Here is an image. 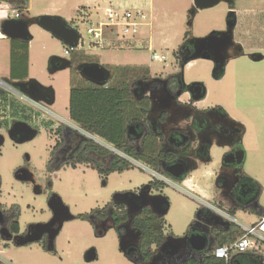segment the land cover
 I'll list each match as a JSON object with an SVG mask.
<instances>
[{"label": "rangeland", "instance_id": "374dc122", "mask_svg": "<svg viewBox=\"0 0 264 264\" xmlns=\"http://www.w3.org/2000/svg\"><path fill=\"white\" fill-rule=\"evenodd\" d=\"M235 1L240 16L247 8L250 10L258 9L260 6L264 8V0ZM54 4L58 5L56 11L62 17L54 16L64 20L73 19L81 36L80 42H83L82 53L89 58L96 59L103 65H146L153 76L182 73L186 86L200 83L205 89V98L195 103L197 108L219 105L228 115L241 123L244 134L240 148L244 159L242 165L237 166V177L240 180L248 177L259 183L261 190L259 206L264 209V60L254 63L247 56L235 58L227 64L224 76L216 80L215 67L211 61L195 59L181 69L173 57V53L183 43L185 33L199 39L213 29L223 28L224 20L229 13L227 4L221 2L212 8L192 14L193 0H96L93 2L96 6L92 7L95 11L89 12L91 8L83 6L80 0H31L30 14L34 17L47 15L46 10L51 11V5ZM106 8L118 11L119 15L124 11L131 12L137 25L127 32L124 31V27H103L101 47L93 49L88 44L90 37L86 30L88 24L97 26L99 23H107V11H103ZM10 9L8 3L0 0V15H11ZM138 11L145 17L139 16ZM263 14L264 10H259L257 17L262 20ZM30 33L32 40L29 50V76L56 86L59 110L63 115H67L68 71H57L51 77L47 72V61L50 57L69 58V55L64 53L66 46L41 28L32 26ZM253 49L246 48L245 52L247 54L256 52V49ZM154 55L160 60L153 59ZM8 65V54L2 50L0 68L7 69ZM3 76V72H0V80H4ZM186 97L183 95L181 101ZM175 126L182 127L180 118L175 120ZM43 152L39 139H36L17 148L7 142L0 155V203L6 209L12 205L17 206L20 211L21 229L27 223L45 221L50 215L47 206L49 191L36 195L35 188L19 183L13 178L14 169L24 162L26 154L29 155V162L41 168L40 157ZM224 152L225 148L214 149L212 163L206 164L204 168L201 164L182 181H172L174 186L167 184L161 192L152 191V196H165L169 199L170 208L166 220L171 226V231L168 232H172L176 239L185 236L196 219L194 216L197 208L220 203L225 212L234 209L221 198L220 189L216 187L212 174L219 167V158ZM139 164L142 163H134L129 171L110 174L105 186L104 179L85 165H79L75 170L66 168L56 173L52 191L61 196L71 218L63 223L61 231L56 235L54 250H45L38 243L14 246L0 240L1 263L133 264L121 252V243L115 227L98 236L89 220L83 221L76 217L80 214H89L94 209H102L116 193H137L143 185L153 179V175L142 169ZM256 213L257 208L246 207L243 210L238 209L231 218L249 225L256 221L258 217ZM220 217L229 222L227 214L225 218ZM107 225L108 223L99 224L97 229L102 233ZM90 249L95 251L96 257L91 262H85V253Z\"/></svg>", "mask_w": 264, "mask_h": 264}, {"label": "flooded vegetation", "instance_id": "af4514ba", "mask_svg": "<svg viewBox=\"0 0 264 264\" xmlns=\"http://www.w3.org/2000/svg\"><path fill=\"white\" fill-rule=\"evenodd\" d=\"M9 5L11 6V4ZM227 7L229 13L224 20V27L213 29L201 37L206 38V41L198 42L195 41L194 37L190 36L183 39V43L173 53V57L176 63L180 64L181 69L189 61L195 60L191 57L195 55L196 51L205 52L208 58L204 60L213 63L215 67L214 73H219L216 78L214 75L216 80H220L224 76L227 64L235 58L247 56L254 63L264 60V18L261 20L257 17L258 10L250 14L247 19L238 17L235 0H233L231 5L227 4ZM195 13L197 11L192 8V14ZM249 19L252 21H249ZM246 48H254L256 52L247 54L245 52ZM256 56H261V58L257 60ZM196 59L203 60V58ZM182 62L186 64L182 65ZM90 63H97L103 66L109 73V78L105 80L103 85L91 83L80 75V66ZM116 65L120 64L103 65L98 61L74 60L70 55L68 59L49 58L47 61V72L50 77L57 71H68L67 115H63L59 110L57 88L53 84H46L39 79L32 78L28 76V72L25 78L13 80L15 82L35 79L39 82L42 87L35 84L27 86V88L29 87V96L21 93L19 88L9 86V81L1 80L5 81V84L0 85V155L7 142L12 147L17 148L39 139V143L44 150L40 157L42 167H36L34 163L29 162V155L26 154L24 162L14 169L13 178L19 183L35 188L36 195H40L46 190L49 191L47 200L53 196L51 205L55 210L52 213L48 209L50 215L45 221L27 223L22 229L19 223V231L14 232L10 228V224L16 216H18L19 220L20 211L15 205L6 209L0 203L1 241L9 242L14 246H24L32 244L26 243L29 239L39 236L38 240L33 243H38L45 250L53 251L54 241L51 245V235L60 225L62 229L63 223L70 216L61 196L57 192L52 191L54 175L66 168L75 170L79 165H85V167L94 170L99 177L104 179L103 185L105 186L110 174L123 173L110 172L114 157L118 158L117 160L123 159L130 163H132L131 161L137 163L138 161L131 158L128 152L132 151L133 153L141 154L143 139L148 134L157 135L159 165L158 169L155 170L148 164H139L142 169L149 171L153 175V179L143 186H149L148 184L153 180L162 182L166 186L167 184L174 186L172 181H182L188 173L197 170L201 164L204 168L206 164L212 163L214 149L225 148L226 152L219 158V167L212 173L215 177V185L220 189V196L233 208H256L257 201L255 200L254 190L244 179L240 180L237 177V166L242 164L237 165L234 161V156L241 151L240 143L244 134L243 126L228 115L219 105L207 106L202 109L197 108L195 106L196 101L191 99L189 87L183 82V75L180 77L178 73H166L160 76H153L150 71L146 78L139 77L125 83L131 93V98L137 104H140L137 106V112L140 114L144 113V117L136 119L134 123L127 127L122 150H117L113 144L88 132L80 124L72 120L69 114V95L72 80L75 81L74 85L77 84L79 87L93 85L110 89L113 74L107 67ZM202 88L205 90L203 86ZM50 90H53L54 97L49 93ZM183 95L187 97L184 101H181ZM204 98L205 95L203 96ZM141 103L147 105V108H144ZM177 118L181 119L182 127L175 126ZM13 127L12 136H10V130ZM29 133H33L34 136L27 140ZM96 145L100 147L99 152L96 151ZM80 160L82 161L80 162ZM178 160H182L189 169L182 180H175L164 171V168ZM95 167H99L108 173L100 174ZM20 178L26 180L20 181ZM140 189L137 193H116L112 200L103 207L106 208V217L103 219L100 217L94 218L92 224L97 228L99 224L105 225L108 223L102 233H105L111 227L117 229L123 226L126 229L124 246L130 247L131 250L138 247L140 240V235L131 227L133 219L144 209L156 214L159 212V208L155 210L149 204L144 206V200L141 197L136 198L133 196L141 195L148 200V198L155 197L151 195L152 191H159V189L150 186L145 193ZM164 197L157 198L162 201ZM127 200H130L129 204ZM59 201H61L63 206ZM155 201L158 202V200ZM118 206H122L125 210L127 220L117 225L111 214ZM13 208L14 210H12ZM212 211V209L203 208L197 219L198 221L195 220L193 222L197 223L194 225L192 223L189 229L199 233H208V231L211 232L214 229L213 226L221 228L215 224L216 218L214 211ZM216 222L219 223L220 221ZM172 242L175 243V247L182 248L187 252L184 242ZM21 243L25 244L21 245ZM168 250L167 246L158 248V258L156 261L154 260L156 264H163L162 262L165 261V258L170 257V255H166ZM182 262L183 260H177L174 264H181Z\"/></svg>", "mask_w": 264, "mask_h": 264}, {"label": "trees", "instance_id": "16d2710c", "mask_svg": "<svg viewBox=\"0 0 264 264\" xmlns=\"http://www.w3.org/2000/svg\"><path fill=\"white\" fill-rule=\"evenodd\" d=\"M8 3V1H5ZM11 4V3H9ZM18 11L19 17L27 15V0H18L14 4H11ZM192 12V11H191ZM21 15V16H20ZM72 26L71 23H67ZM185 39L187 34L184 35ZM80 39L81 36L79 35ZM69 55L74 60L80 61H98L96 59L89 58L86 54L82 53L83 49L78 50L77 46L74 49H70ZM176 55V54H175ZM27 58H28V43L11 41V52H10V64H11V78L14 79V69H23V79L27 76ZM182 65L186 64L184 62ZM109 70L112 71V81L111 88L105 89L104 87H97L93 85H88L87 87H79L72 80V86L69 95V114L72 120L80 124L82 128L88 132L99 136L100 138L110 142L117 150H122V144L125 142L126 130L129 125L134 123L136 119H141L144 117V113L140 114L137 112V104L131 98V93L125 83L132 81L136 78H146L150 74V69L146 65H116L108 66ZM215 78L219 76V73H214ZM178 76H182L178 73ZM143 105V103H141ZM147 108V105H143ZM96 151H100V147L96 145ZM129 156L134 160L148 164L152 166L155 170L158 169V159H159V143L157 140V135L148 134L143 139L142 143V153L137 154L128 152ZM114 157L112 161V168L110 172H124L132 168V163L124 161L123 159L117 160ZM82 160H80L81 162ZM96 168V167H95ZM100 174L108 173L99 167L96 168ZM249 186L255 192V200L258 202L260 186L258 182L253 181V179L245 177ZM149 186H143L140 190L143 193L147 191L148 187L162 190L166 185L162 182L153 180ZM218 204V203H217ZM169 207V199L167 197L162 198L159 211ZM217 209L223 208L221 205H216ZM202 213L203 208L199 209ZM198 210V211H199ZM236 209H229L228 214L233 217ZM115 223L121 224L127 220V215L122 206H118L111 214ZM165 214H156L148 209L142 210V212L133 219L132 229L140 235V240L138 247L132 249L130 247L124 246V240L126 238V229L123 226L117 228L118 236L121 243V252L124 256L131 261L133 264H156L158 248L167 239H174L173 233H169L171 230L169 225H167L164 218ZM105 218L106 208L100 210H93L89 214H80L76 218L80 220H89L91 225L93 224L94 218ZM10 228L14 232L19 231V220L18 216L10 224ZM96 235L102 236L97 228L94 227ZM98 230V232H97ZM167 230V231H166ZM188 229L187 232H189ZM187 234V233H186ZM242 234L240 228L236 225L229 223L223 228H214L211 230L210 236V246L201 254L200 259H197V255H193L187 249L186 254H190L189 259H185L181 264H264V260L260 255L256 254L259 250H253L248 253H239L233 255V258L226 262L224 259L216 258L213 251L216 247L229 245L233 243ZM125 248V250H123ZM174 250H168L166 255L169 256ZM155 260V261H154ZM163 264H174L175 261L171 257H166ZM0 264L1 261H0Z\"/></svg>", "mask_w": 264, "mask_h": 264}, {"label": "water", "instance_id": "95a60500", "mask_svg": "<svg viewBox=\"0 0 264 264\" xmlns=\"http://www.w3.org/2000/svg\"><path fill=\"white\" fill-rule=\"evenodd\" d=\"M3 1H8V3L14 4L18 0H3ZM221 2L231 5L233 0H193V8L196 11L205 10V9L212 8ZM33 25L50 33L55 39L60 41L66 47L74 48L78 46L79 44L80 37H79L78 31L74 27L69 26L64 19H62L59 16H54V15H40V16H36L32 18L19 17L17 19L15 18L3 19V20H0V31L9 40H15V41L28 43L32 39V35L29 29ZM206 40H207L206 38L195 39V41H198V42L206 41ZM191 58L192 59H196V58L207 59L208 57L205 54V52L201 53L200 51H196L195 55ZM256 58L258 60L261 58V56H256ZM80 75L84 79L88 80L89 82L97 84V85H103L105 80L109 78V73L107 72L106 68H104L103 66L97 63H90V64H85V65L80 66ZM4 82L0 80V83L5 84ZM9 82H10L8 83L9 86L19 88L21 93H24L29 96H30L29 87L27 88V86L31 84H35L39 87H42L39 84V82H37L35 79L21 80V81H15V82L9 81ZM188 87H189V93L191 95V99L193 101H198L202 99L203 96L205 95V90H203L202 85L200 83H193L189 85ZM49 93H51V96L54 97L53 90H50ZM13 129L14 127L10 130V136H12ZM33 136H34L33 133H29L27 140L31 139ZM243 159H244V154L242 150L234 156V161L237 165L242 164ZM225 163H227V161H225ZM164 171L171 178L175 180H182L185 174L188 173L189 169L186 167V165L184 164L182 160H178L172 163L171 165H168L166 168H164ZM19 180L25 181L26 179L20 178ZM133 196L136 198L141 197V199L144 200V206H147V204H149L150 206H153L155 210H158V208H160L161 201L157 197L148 198V200H146V198L141 195H133ZM52 197L53 196L49 198L47 206H48V209H50L51 212L54 213L55 211L54 207H52L51 205L52 204L51 202L53 199ZM155 200H158V202ZM129 201L130 200H127L128 204L130 203ZM59 203L61 204V201H59ZM167 210L168 208L164 209L163 211H159L158 213L166 214ZM213 213L216 218V221H220L219 223L215 221V224L217 226L223 228L229 224V222L225 221L222 217H220V215H217L215 212ZM200 214H201V211L200 210L197 211L195 215V218H196L195 220L198 219ZM69 218H71V216L67 217V219ZM196 223H193V225ZM213 227L215 228V226ZM60 229H61V225L51 235V239H50L51 245L55 239V236L58 234ZM210 233L211 232L209 231L208 233H205V232L199 233L191 229L189 230V232H187V234H185V236L182 239L174 238V239L165 240L161 244L160 248L167 246L168 249L174 250V249H177V247H175L174 245L175 243L172 241L184 242L189 252L191 254L193 253V255H197V259H200L201 254L204 251H206L207 248L211 244L210 243V240H211ZM38 237L39 236L31 238L26 243H33L38 240ZM23 244L25 243H21V245ZM123 250H125V248H123ZM189 256L190 254L188 253L187 259H189L188 258ZM95 257H96L95 251L93 249H90L85 253L84 260L85 262H91L95 259ZM190 257H193V256H190Z\"/></svg>", "mask_w": 264, "mask_h": 264}, {"label": "built area", "instance_id": "2783aa9c", "mask_svg": "<svg viewBox=\"0 0 264 264\" xmlns=\"http://www.w3.org/2000/svg\"><path fill=\"white\" fill-rule=\"evenodd\" d=\"M11 15L3 14L1 15V20L3 19H10V18H19L18 11L15 9L13 5L10 6ZM8 13L7 10H5ZM111 13L108 14V21L107 23H99L97 26H93L88 24L89 27L86 30V33L89 35L90 40L88 44L92 46L93 49L100 48L102 41H103V27H124V31L127 32L130 28H134L137 23L134 20L133 14L131 12L124 11V13ZM138 15L144 18L145 16L142 15L138 11ZM82 43L79 41L77 49H83ZM70 49H74L69 47ZM70 50L66 49L65 54L69 55ZM153 59L160 60L157 55L153 56ZM3 83H0L2 85ZM132 164H137L135 161H131ZM217 215L226 216L225 212L220 209L215 208L213 210ZM229 216V215H228ZM230 217V216H229ZM228 218L231 224L236 225L240 228L242 234L231 244L216 247L213 251V254L216 258L224 259L226 262H229L231 258V254L233 252L237 253H245L250 250H259L264 247V215L260 217V219L253 225H244L233 218Z\"/></svg>", "mask_w": 264, "mask_h": 264}, {"label": "crops", "instance_id": "0c3cea01", "mask_svg": "<svg viewBox=\"0 0 264 264\" xmlns=\"http://www.w3.org/2000/svg\"><path fill=\"white\" fill-rule=\"evenodd\" d=\"M30 1L31 0H27V2H28V5H27V11H28V14L25 16V15H23L22 17H26V18H32V17H34V16H31V14H30V11H29V7H30ZM80 1H82L83 2V6H85V7H88V8H91V9H89V12H93V11H95V10H93L92 9V7H94V6H96V4H93V2L94 1H96V0H80ZM4 2V1H3ZM263 2V1H262ZM86 3V4H85ZM90 4V5H89ZM92 5V6H91ZM57 4H54L53 6L51 5V11H49V10H46L47 12H45V14H47V15H60V14H58L57 13V11H56V8H57ZM77 7H78V5H77ZM58 8H60V7H58ZM237 8V7H236ZM5 10H7V9H5ZM97 10H99V9H97ZM107 11V13H106V15L108 16V14H109V12H111V13H116V14H119V12L118 11H112L111 9H109V8H106V9H103V11ZM118 10V9H117ZM259 11V10H264V8L262 9L261 8V6L258 8V9H245V11H244V13L240 16V13L237 11L236 12V14H237V16L238 17H242V18H248L249 16H250V14H252L254 11ZM259 13V12H258ZM21 16V15H20ZM61 16V15H60ZM36 17V16H35ZM62 17V16H61ZM0 19H1V15H0ZM73 19H68V20H65L67 23H71V25L72 26H75L76 24H74V22L72 21ZM107 21H108V19H107ZM33 26H35V25H33ZM32 27V26H31ZM35 27H37V26H35ZM39 28V27H38ZM30 30V29H29ZM32 40V39H31ZM30 40V41H31ZM11 41H15V40H9V39H7L2 33H1V31H0V46H1V48H0V51H2L3 50V53H7L8 54V57H9V65H8V68L7 69H1L0 68V72H3V74H4V80L5 81H13L12 80V78H11V64H10V52H11ZM30 41L28 42V58H27V72H28V76H29V74H30V61H29V58H30V56H29V50H30ZM20 42V41H19ZM83 48V50H84V47H82ZM88 54V53H87ZM23 69L21 68V69H17V68H15L14 69V79H16V78H18V79H20V77L22 78V75H23ZM257 182V181H256ZM259 184V183H258ZM260 186V185H259ZM260 197H261V190H259V198H258V202H257V205L255 206L256 208H257V219H256V221H254L253 223H251V224H249V225H253V224H255L259 219H260V217L262 216V215H264V209L263 208H261L260 206H259V200H260ZM222 198V197H221ZM216 205H217V203H213V204H211V205H208V206H202L201 208H209V209H212V210H214L215 208H216ZM169 208H170V203H169V207H168V210H167V213H168V211H169ZM200 208H197L196 209V211H195V215H196V213H197V211L199 210ZM234 209H236V211L238 210L237 208H234ZM221 210L223 211V212H225V210H224V208H221ZM243 210V209H242ZM228 211H229V209L225 212V213H227L228 214ZM167 213L165 214V216H164V218H165V220H166V215H167ZM236 213V212H235ZM195 217V216H194ZM73 219V218H72ZM235 220V219H234ZM166 223H167V225H169V227H170V229H171V226H170V224L168 223V221L166 220ZM231 223V222H230ZM171 231V230H170ZM176 239V238H175ZM251 251H253V250H250V251H247V252H245V253H248V252H251ZM235 254H239V253H237V252H233L232 254H231V259L233 258V255H235ZM256 254H258V255H260V257L264 260V247L263 248H261V249H259V251H257L256 252ZM170 257L171 258H173L174 259V261H177V260H185L186 258H187V254H186V251H184L182 248H177V249H174V251H173V253L172 254H170Z\"/></svg>", "mask_w": 264, "mask_h": 264}]
</instances>
